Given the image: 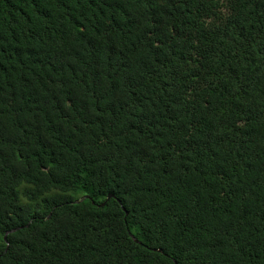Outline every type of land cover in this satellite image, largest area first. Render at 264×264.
Segmentation results:
<instances>
[{"label":"trees","instance_id":"obj_1","mask_svg":"<svg viewBox=\"0 0 264 264\" xmlns=\"http://www.w3.org/2000/svg\"><path fill=\"white\" fill-rule=\"evenodd\" d=\"M0 264H264V0H0Z\"/></svg>","mask_w":264,"mask_h":264},{"label":"water","instance_id":"obj_2","mask_svg":"<svg viewBox=\"0 0 264 264\" xmlns=\"http://www.w3.org/2000/svg\"><path fill=\"white\" fill-rule=\"evenodd\" d=\"M82 198H84V197H82ZM110 198H112V195H109V194H108V195L106 196L105 200H108V199H110ZM117 203L119 204V201H117ZM98 206H99V207L103 206V203L99 204ZM120 209L124 212V215H126V212H125L124 209L121 207V205H120ZM17 229H19V228L11 229V230L5 232L4 235H3V237H2V240L5 242V237H6V235H7V234H10V233H13V232L16 231ZM130 237H131V239H132L135 243H137V241H136L135 239H133L132 236H130ZM5 246H6V248H7V244H5ZM157 252H160V250H157Z\"/></svg>","mask_w":264,"mask_h":264}]
</instances>
